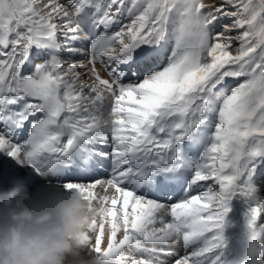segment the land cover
Masks as SVG:
<instances>
[{"label": "snow or ice", "instance_id": "1", "mask_svg": "<svg viewBox=\"0 0 264 264\" xmlns=\"http://www.w3.org/2000/svg\"><path fill=\"white\" fill-rule=\"evenodd\" d=\"M0 158L100 206L79 259L223 264L233 199L264 224V0H0Z\"/></svg>", "mask_w": 264, "mask_h": 264}, {"label": "clouds", "instance_id": "2", "mask_svg": "<svg viewBox=\"0 0 264 264\" xmlns=\"http://www.w3.org/2000/svg\"><path fill=\"white\" fill-rule=\"evenodd\" d=\"M101 218L80 192L55 184L0 190V264H102L79 259L82 237ZM264 224L250 230L239 264H264Z\"/></svg>", "mask_w": 264, "mask_h": 264}, {"label": "bare ground", "instance_id": "3", "mask_svg": "<svg viewBox=\"0 0 264 264\" xmlns=\"http://www.w3.org/2000/svg\"><path fill=\"white\" fill-rule=\"evenodd\" d=\"M60 2L65 3V0H60ZM218 2H219V0H205V3L209 4V5L215 4ZM221 23H230V21L225 20V21H221ZM217 30H220L219 25H217ZM109 31H111V30H109ZM76 59L79 60L80 58L76 57ZM105 78H106V76H105ZM92 82L93 81L91 79L88 80L89 84H91ZM185 151L189 155H194L196 153L197 149L192 148L190 141H186L185 142ZM0 166L3 167L4 173H5V176H4L5 181L7 180L9 173L16 175L17 178H19L22 175V179H26V178L30 177L31 174H33V173H30V175H29V173H26V175H25V172H27V171L24 169L26 167H23V168L17 167L16 165L12 164L6 158H0ZM25 183L29 184L34 189L37 186H42V185L47 184L44 180L40 181L38 184H35L33 182L32 178L30 180H26V181L16 183V184H25ZM16 184L10 185L7 182H5L2 185H0V190H8L10 187L15 186ZM97 191L100 192L101 194H103V189L98 188ZM108 194L112 195L111 189H109ZM240 201H241L240 199H233L231 201V203H230V209L231 210L226 217V222H225V227H224V238H225V242H226V247L224 249V255L222 257L223 264H239L240 253H241V250L245 244L246 236H247L248 232L250 231V229L248 228V226L246 224V219H245V213L247 210V206L244 205V208L241 209L237 205V203ZM259 211L261 213V222L264 223V205L260 206ZM169 219H170V217H169ZM235 227H239V229L243 231V235H242L243 238L242 239L239 237L240 234L239 235L234 234ZM238 232H239V230H238ZM104 246H106V239H105V242L102 244V247H104ZM169 247L177 253H183V251H184L182 247H177L174 245H170ZM135 255L137 258H141V257L147 258L146 254H144V253H135ZM234 258H235V260H234ZM160 259H162L165 262V264H168V262L172 261L174 259V257H160Z\"/></svg>", "mask_w": 264, "mask_h": 264}, {"label": "rangeland", "instance_id": "4", "mask_svg": "<svg viewBox=\"0 0 264 264\" xmlns=\"http://www.w3.org/2000/svg\"><path fill=\"white\" fill-rule=\"evenodd\" d=\"M65 3H66V0H65ZM217 31H219V30H217ZM80 59H82V57H79ZM97 68H98V70H99V72H100V75L102 76V77H105L106 76V73L104 72V68L99 64V62H97ZM101 68V69H100ZM104 73H103V72ZM24 170H26L27 172H25V175H26V173H29V175H30V173H31V170L29 169V168H25ZM32 179H33V182L35 183V184H38L40 181H42L41 179H39L38 177H36L34 174H31V176H30ZM18 179H22V175L18 178ZM24 185H26L29 189H34V188H32L29 184H24ZM262 196H264V193H262L261 194ZM241 200V199H240ZM237 205L241 208V209H243L244 208V205H245V203L243 202V200H241L240 202H238L237 203ZM238 230H239V232H238ZM242 233V234H241ZM234 234L235 235H239L240 234V238L242 239L243 237H242V235H243V231L242 230H240L239 229V227H235V230H234ZM238 237V236H237ZM182 254V253H181ZM233 254V253H232ZM234 260H235V258H234Z\"/></svg>", "mask_w": 264, "mask_h": 264}]
</instances>
